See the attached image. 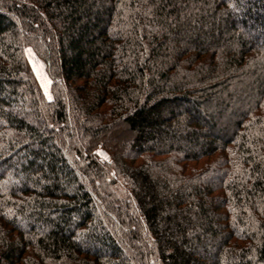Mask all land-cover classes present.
I'll use <instances>...</instances> for the list:
<instances>
[{
	"label": "trees",
	"instance_id": "1",
	"mask_svg": "<svg viewBox=\"0 0 264 264\" xmlns=\"http://www.w3.org/2000/svg\"><path fill=\"white\" fill-rule=\"evenodd\" d=\"M0 264H264V0H0Z\"/></svg>",
	"mask_w": 264,
	"mask_h": 264
},
{
	"label": "rangeland",
	"instance_id": "2",
	"mask_svg": "<svg viewBox=\"0 0 264 264\" xmlns=\"http://www.w3.org/2000/svg\"><path fill=\"white\" fill-rule=\"evenodd\" d=\"M25 55L35 75V78L39 86L42 89L43 94L45 95L47 99H50L51 98V91H50L51 82L46 73L44 62L33 52V50L30 47L26 48ZM182 120L183 119L181 118V122ZM178 125L180 126V124ZM98 155L102 161H107L108 157L104 151L99 150Z\"/></svg>",
	"mask_w": 264,
	"mask_h": 264
}]
</instances>
